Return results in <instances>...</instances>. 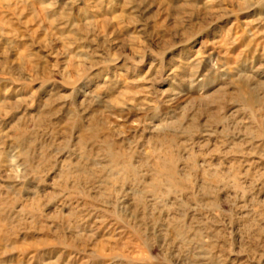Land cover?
<instances>
[{"label":"rangeland","instance_id":"374dc122","mask_svg":"<svg viewBox=\"0 0 264 264\" xmlns=\"http://www.w3.org/2000/svg\"><path fill=\"white\" fill-rule=\"evenodd\" d=\"M0 264H264V0H0Z\"/></svg>","mask_w":264,"mask_h":264}]
</instances>
